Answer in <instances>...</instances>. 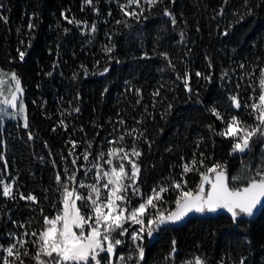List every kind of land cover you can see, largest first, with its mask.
Returning a JSON list of instances; mask_svg holds the SVG:
<instances>
[{
  "label": "trees",
  "instance_id": "obj_1",
  "mask_svg": "<svg viewBox=\"0 0 264 264\" xmlns=\"http://www.w3.org/2000/svg\"><path fill=\"white\" fill-rule=\"evenodd\" d=\"M125 4L127 0H92L91 5L85 0H0V72L18 75L28 120L25 128L0 117V179L14 185V198L0 195V245L13 242L10 234L28 233L24 264H36L32 257L38 249L31 241L37 237L31 233L45 227V216L62 211L56 175L71 184L65 169L79 180L112 147L131 152L135 145L141 153L133 158L140 167L142 196L168 187L163 196L173 210L178 193L170 185L180 180L183 164L203 159L205 167L197 165L200 172L222 164L230 185L242 188L264 156L261 136L245 157L234 155L233 141L217 135L225 123L212 113L215 109L225 121L237 115L255 122L249 108L238 111L229 97L237 96L245 105L258 95L264 0H161L150 10L142 0L145 11L138 18L124 15ZM127 10L139 12L135 5ZM65 16L79 25L69 24ZM186 77L191 91L185 88ZM85 151L91 153L88 162ZM184 179L195 189L199 172ZM29 193L36 196L35 203L19 198ZM156 233V239L146 240L140 264H183L195 257L205 264H264V209L254 219L201 216Z\"/></svg>",
  "mask_w": 264,
  "mask_h": 264
},
{
  "label": "snow or ice",
  "instance_id": "obj_2",
  "mask_svg": "<svg viewBox=\"0 0 264 264\" xmlns=\"http://www.w3.org/2000/svg\"><path fill=\"white\" fill-rule=\"evenodd\" d=\"M160 2L161 0H143V3L149 6L148 10ZM85 3L91 5L92 0H85ZM133 5L139 9V12L127 10ZM121 10L125 16L136 18L142 16L145 11L142 0H127V4L121 6ZM164 15L171 18L173 25L176 24L175 17L167 9H165ZM65 19L69 24L79 25L80 23L66 16ZM32 27L33 25L29 24V28ZM95 30V25H92L91 31L95 32ZM224 34L227 35V32ZM19 56L23 60L25 53L20 51ZM165 58H167L166 54ZM6 75V73L0 72V86L4 85L3 77ZM196 75L202 74L197 72ZM10 83L15 87L8 96H4L3 89L0 88V117L7 116L9 119H16L25 113V106L21 98L23 95L21 81L15 72L10 74ZM258 86V95L250 104L242 105L237 96L229 97L232 106L238 111L242 106L250 109L249 115L253 117L254 124L246 123L237 115H233L225 121L219 112L212 109L213 115L225 123L224 129L217 135L233 141V153H245L250 149L253 137L257 135L264 137V69H260ZM185 88L191 91L188 88L187 77L185 78ZM155 95H159V93L157 92ZM75 111L78 112L79 108H76ZM23 119L24 127L27 128V116L23 115ZM60 124L67 130L63 120L60 121ZM29 138L31 139V135ZM123 139V136L119 137V141H123ZM68 143L72 145L73 149L77 146L75 141L69 140ZM109 143L116 144L118 141ZM69 155L74 156V153L70 151ZM89 155L91 153L88 151L83 154L85 162H88ZM106 155L108 159L105 162L109 165V169L103 171L99 164H93L97 171L96 182L87 185L83 182L79 183V188L88 189L87 195L81 194L74 186L70 188L69 183L62 181L60 174L56 175V183L62 189L63 208L53 218L44 217L45 227L39 234L31 233V236L37 237L36 240L31 241L38 249L32 257L36 264H114L117 248L124 243L121 239L124 236H130L135 244V259L142 261L144 259L143 240L145 234L151 237L161 226L175 224L183 220L190 212L215 213L223 209L231 215L235 222L241 217H252L257 210L264 208V167L257 169L254 175L249 177L247 185L241 188L230 185L228 174L222 164H214L200 172L197 165L205 167L203 159L200 161L193 159L190 163L183 164V174L180 180L172 181L170 187L178 193L174 202V210L165 214L160 208V204L164 200L163 193L169 191V188L165 186L153 188L151 195L143 199L138 206H130L128 192L131 189L132 195L139 194L136 184L140 173V167L132 157L138 159L141 153L133 145L131 152L120 146L110 148ZM104 156V153H100L99 159H104ZM77 159L79 157L74 158L71 163L76 165ZM124 161H127L131 166L130 172L126 169ZM192 171H197L200 175V183L195 189L188 188L187 181L184 179V176ZM65 175L72 185L76 184L75 172L69 174L65 169ZM102 180L106 181L103 183V192L97 186ZM205 185L209 187L206 189ZM13 188L12 182H4L0 179V195L5 198H14ZM19 198L33 203L37 200L36 196L31 193L27 196L20 194ZM77 201L82 202L83 207H87L89 211L85 213ZM149 209H154L155 213H150ZM128 224L139 227L129 232L128 227H125ZM75 229L79 231L77 232ZM28 235V233L18 236L10 234L13 242L6 247L0 245V251L6 253L0 257L2 264H15L16 261H19V264H24L21 257L29 256L26 248L29 241L24 239ZM175 243L173 241V252H175ZM133 259V256L125 257L122 254L118 256L119 264H127V261ZM195 264H205V262L197 258ZM240 264H244V261L241 260Z\"/></svg>",
  "mask_w": 264,
  "mask_h": 264
},
{
  "label": "rangeland",
  "instance_id": "obj_3",
  "mask_svg": "<svg viewBox=\"0 0 264 264\" xmlns=\"http://www.w3.org/2000/svg\"><path fill=\"white\" fill-rule=\"evenodd\" d=\"M7 75L3 77L5 83L4 85L1 86V88L3 89V94L4 96H8L9 92L12 91L14 89V84L10 83V73H6ZM23 104L25 106V103L23 101ZM23 115H26L27 116V113H26V107H25V113ZM23 115L17 117L16 119H9L7 116H3V121H6V120H14V121H20L22 123V126L24 127V119H23ZM255 123V122H254ZM253 123V124H254ZM5 128V124H3L2 126V129ZM259 135H257L256 137H253L252 140H251V145L253 144L252 142L254 141V139L258 138ZM262 149H264V145H262L261 147ZM250 150L252 151V148L250 147V149L246 150L245 153H234V155L236 156H240V157H245L247 154L250 153ZM108 159L107 155H105L104 159L103 160H98V163L101 167V169L103 171H107L109 169V165H107V163L105 162L106 160ZM132 159H134L132 157ZM258 162L257 163V169H259L260 167H264V156L263 157H259L258 158ZM125 165H126V169L130 172V169H131V166L127 163V161H124ZM84 167V166H83ZM256 169V170H257ZM225 170L227 172V169L225 167ZM255 173V171L253 172ZM228 174V173H227ZM101 175H102V172H101ZM254 175V174H253ZM96 176H97V171L96 169L94 168L93 170V167L91 166V168L87 169L86 172H84V175L79 179V180H76V184L75 185H72V184H69L70 188L71 187H76L77 190L83 194V195H87L88 193V189L87 188H79V183L80 182H83L84 184H93L96 182ZM249 179V178H248ZM247 179V181H248ZM106 182L104 180L100 181V183L97 185L98 187H100L102 189V192L104 191L103 190V183ZM136 187L139 189L140 188V185H139V180L137 181V184H136ZM207 188L209 187L208 185L206 186ZM128 195L130 197V206H138V204L140 202H142L143 199H145L146 197H143L140 190H139V194L137 195H132V192H131V189L129 190L128 192ZM164 197V196H163ZM136 199H141L138 203L136 202ZM134 203H137V204H134ZM77 204L78 205H82V202L80 201H77ZM173 204L171 203H168V201L163 200V203L160 204V208L161 210H163L165 212V214H167V212L169 211H172L173 208L172 206ZM82 210L87 213L89 211V209L87 207H83ZM150 213L154 214L155 213V210L154 209H149ZM125 227H128L129 229V232H131L134 228H138L139 226L138 225H131V224H128V225H125ZM75 231H79L78 229H75ZM157 238V233L156 231L153 233V235L151 237H148L146 234H145V237H144V240H143V248L145 246V242L147 239L153 241L154 239ZM121 239L124 241V243L119 246L117 248V257L114 258V264H119V261H118V256L119 255H124L125 257L127 256H133L134 259L131 260V261H127V264H140V261H137L135 259V256H136V252H135V244L132 242L130 236H124V237H121ZM127 243V244H126ZM104 255V254H102ZM199 258V257H195L193 258L192 260L188 261L187 263H183V264H195V260ZM167 264H175V263H172V262H169Z\"/></svg>",
  "mask_w": 264,
  "mask_h": 264
},
{
  "label": "water",
  "instance_id": "obj_4",
  "mask_svg": "<svg viewBox=\"0 0 264 264\" xmlns=\"http://www.w3.org/2000/svg\"><path fill=\"white\" fill-rule=\"evenodd\" d=\"M24 97H25V92L23 91V95H22L21 98L24 99ZM206 186L207 185H205V188L207 189ZM263 209L264 208H261V209L257 210L252 217H246V218H249V219L256 218L262 212ZM221 214H228V215H230L227 211H225L223 209L218 210L215 213H209V212H205V213L190 212L183 220H181V221H179V222H177L175 224H167V225L161 226L159 229L163 230V229H167V228H179V227H182L183 225H185L191 218L201 217V216H218V215H221Z\"/></svg>",
  "mask_w": 264,
  "mask_h": 264
}]
</instances>
